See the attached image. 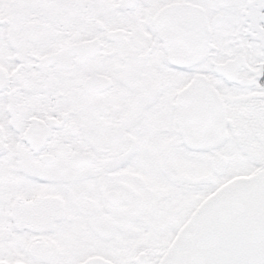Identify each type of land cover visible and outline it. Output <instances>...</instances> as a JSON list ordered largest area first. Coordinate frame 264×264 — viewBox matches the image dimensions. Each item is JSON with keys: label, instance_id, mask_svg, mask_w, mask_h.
I'll use <instances>...</instances> for the list:
<instances>
[{"label": "snow or ice", "instance_id": "1", "mask_svg": "<svg viewBox=\"0 0 264 264\" xmlns=\"http://www.w3.org/2000/svg\"><path fill=\"white\" fill-rule=\"evenodd\" d=\"M0 264H264V0H0Z\"/></svg>", "mask_w": 264, "mask_h": 264}]
</instances>
